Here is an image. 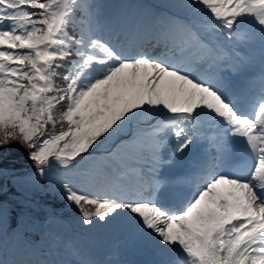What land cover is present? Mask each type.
<instances>
[{"label":"snow or ice","instance_id":"obj_1","mask_svg":"<svg viewBox=\"0 0 264 264\" xmlns=\"http://www.w3.org/2000/svg\"><path fill=\"white\" fill-rule=\"evenodd\" d=\"M168 7L0 0V177L16 145L34 171L15 183L46 182L82 226L122 228L153 264H264V69L242 88L225 75L240 44L252 55L227 69L257 45L264 66V0ZM11 211L0 205V264H112L74 237L25 240Z\"/></svg>","mask_w":264,"mask_h":264},{"label":"trees","instance_id":"obj_2","mask_svg":"<svg viewBox=\"0 0 264 264\" xmlns=\"http://www.w3.org/2000/svg\"><path fill=\"white\" fill-rule=\"evenodd\" d=\"M4 156L3 166L8 168L10 175L4 177L3 182L6 183L9 180V183H6L7 187H13H11L8 194V200L0 201H5L4 205L12 210L8 219L10 226L14 225L22 215H34V212L37 211L40 216L37 215V219H42L48 210L62 213L65 216L79 214L74 207H69L63 200H43L46 195V182L43 183V189L45 190H37L27 182L19 184L14 182L17 177L21 178L22 181H26L28 175L34 171L23 149L14 145L5 151ZM29 220L33 221L34 219ZM33 234L34 232L27 229L23 237Z\"/></svg>","mask_w":264,"mask_h":264},{"label":"rangeland","instance_id":"obj_3","mask_svg":"<svg viewBox=\"0 0 264 264\" xmlns=\"http://www.w3.org/2000/svg\"><path fill=\"white\" fill-rule=\"evenodd\" d=\"M5 204V201H0V205H4ZM51 217H49V221L47 223H45L42 228H41V232L43 233L42 234V239L38 242V243H33V244H44L45 240L48 238V234L51 233V234H54V235H59V236H62V237H74V238H78L80 237L81 240L83 242H81L80 244H82L84 246V248H86L89 253L91 254V257L93 258V251H96L98 252L99 248H98V243H92L89 241V238L90 236H87L89 238H84L86 235H83V236H79V234H75L73 233L74 231L76 232L77 231V221H71L69 222V225L71 227V230L68 226L67 223H65L64 221L60 220L59 218H57L56 215L54 214H50ZM28 218L30 219H37V215H28ZM101 228H105V227H101ZM97 229V228H96ZM95 230V229H94ZM119 230H123L122 228H119L118 227V231ZM72 231L71 233L72 234H69V232ZM100 228L98 227V234H93V237L94 238H98V239H104L105 237H101V236H106L107 233L102 230L101 232ZM125 231V230H123ZM92 239V238H91ZM90 239V240H91ZM107 242V245L110 244V241H105ZM110 253H113L112 250H109Z\"/></svg>","mask_w":264,"mask_h":264},{"label":"bare ground","instance_id":"obj_4","mask_svg":"<svg viewBox=\"0 0 264 264\" xmlns=\"http://www.w3.org/2000/svg\"><path fill=\"white\" fill-rule=\"evenodd\" d=\"M244 51H247V49L245 48ZM234 74H232L230 71L228 72V77L231 78V77H235L233 76ZM231 79H234V78H231ZM232 81V80H231ZM104 254H107V251H104ZM152 256H155V255H152Z\"/></svg>","mask_w":264,"mask_h":264}]
</instances>
